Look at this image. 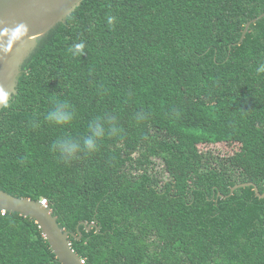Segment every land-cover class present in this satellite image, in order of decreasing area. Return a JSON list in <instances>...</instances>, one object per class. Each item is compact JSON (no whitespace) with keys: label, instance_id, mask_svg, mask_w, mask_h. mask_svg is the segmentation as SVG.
<instances>
[{"label":"trees","instance_id":"trees-1","mask_svg":"<svg viewBox=\"0 0 264 264\" xmlns=\"http://www.w3.org/2000/svg\"><path fill=\"white\" fill-rule=\"evenodd\" d=\"M262 13L264 0H83L37 38L0 110V189L46 198L88 264H264V197L230 195L264 192V17L241 41ZM57 102L69 124L45 120ZM109 116L121 134L95 153L51 150ZM0 264L62 263L34 218L0 209Z\"/></svg>","mask_w":264,"mask_h":264},{"label":"water","instance_id":"water-1","mask_svg":"<svg viewBox=\"0 0 264 264\" xmlns=\"http://www.w3.org/2000/svg\"><path fill=\"white\" fill-rule=\"evenodd\" d=\"M83 0H0V110L12 94L17 92L22 65L33 51L38 37L47 33L57 23L64 21ZM264 17V13L251 19L245 25L241 41L252 23ZM254 186L258 196L264 197L253 182L234 185L230 195L237 188ZM0 209L16 211L35 219L49 242L53 252L62 264H88L72 247L70 236L80 238L58 222L49 206L29 197L14 196L0 189ZM89 231L95 222H83Z\"/></svg>","mask_w":264,"mask_h":264},{"label":"clouds","instance_id":"clouds-1","mask_svg":"<svg viewBox=\"0 0 264 264\" xmlns=\"http://www.w3.org/2000/svg\"><path fill=\"white\" fill-rule=\"evenodd\" d=\"M82 47V44L75 45V49L77 50L81 49ZM256 71L258 73H264V63H261ZM73 118L74 111L67 102H57L45 116V120L47 122L55 125L69 124ZM147 118L148 113L146 112H139L136 115V119L138 121L146 120ZM30 124L33 128L40 126L37 121H31ZM120 134L121 129L117 125L115 117L109 116L106 119L97 118L89 124L88 135L80 138H58L53 142L51 150L55 153H58L59 158L63 162L68 163L74 159H77L81 154L91 155L98 151V142L105 136L115 137L119 136Z\"/></svg>","mask_w":264,"mask_h":264},{"label":"rangeland","instance_id":"rangeland-1","mask_svg":"<svg viewBox=\"0 0 264 264\" xmlns=\"http://www.w3.org/2000/svg\"><path fill=\"white\" fill-rule=\"evenodd\" d=\"M207 148H215V149H220L221 153H227L229 155H233L232 149L228 147H223L221 144L213 145V146H208Z\"/></svg>","mask_w":264,"mask_h":264},{"label":"built area","instance_id":"built-area-1","mask_svg":"<svg viewBox=\"0 0 264 264\" xmlns=\"http://www.w3.org/2000/svg\"><path fill=\"white\" fill-rule=\"evenodd\" d=\"M41 203H42L43 205H45V206L48 205V201H47L46 198H43V199L41 200ZM2 212L5 213V212H6V209H3Z\"/></svg>","mask_w":264,"mask_h":264}]
</instances>
